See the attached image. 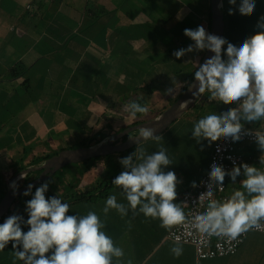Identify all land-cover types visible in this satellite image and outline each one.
<instances>
[{
	"label": "crops",
	"instance_id": "0c3cea01",
	"mask_svg": "<svg viewBox=\"0 0 264 264\" xmlns=\"http://www.w3.org/2000/svg\"><path fill=\"white\" fill-rule=\"evenodd\" d=\"M255 2L253 14L243 16L238 10L228 14L230 7L238 9L240 0L236 6L223 0V37L229 42L239 46L257 30L258 19L264 17V0ZM198 26L210 34V0H0V173L5 181L36 165L33 161L38 157L79 147L90 138L106 140L161 114L186 89L201 63L205 50H194L180 59L173 55L194 43L184 29ZM147 82L164 92H154L145 106L147 111L135 116L130 101ZM209 97L206 91L193 105L203 107L209 100L216 106L215 114L226 110L222 101ZM169 127L137 145L132 166L163 147L172 163L161 170L176 174L173 203L185 219L179 194L195 191L208 169L214 142L206 148L197 144V138L189 143L187 127ZM141 145L144 147L138 148ZM241 149L251 156L252 166L264 172L260 162L264 149L259 145ZM120 159H102L82 175L78 173L82 166L61 170L65 184L53 196L68 200L93 188L107 166L113 173L125 168ZM24 178L16 182L17 187ZM245 179L243 169L234 179H226L230 198L236 191L244 192L246 200L251 198L243 188ZM71 181L76 184L73 188ZM113 195L126 214L111 208L104 213L105 201ZM45 196L53 197L50 193ZM31 198L25 197L26 201ZM143 203L147 200L142 198L141 205L131 208L122 186L114 184L103 196L69 202L68 214L82 216L94 211L98 215L104 225L101 231L123 252L113 255L111 264H264V249L253 239V234L264 233L250 232L234 254L200 259L193 244L167 237L178 223L161 227L158 217H146L140 211ZM22 217L26 221L27 212ZM21 226L28 230L26 223ZM174 247L181 249L179 257L174 255ZM0 264H24L15 259L12 242L0 251Z\"/></svg>",
	"mask_w": 264,
	"mask_h": 264
},
{
	"label": "clouds",
	"instance_id": "9594fccd",
	"mask_svg": "<svg viewBox=\"0 0 264 264\" xmlns=\"http://www.w3.org/2000/svg\"><path fill=\"white\" fill-rule=\"evenodd\" d=\"M228 2L232 6L237 5V0ZM255 7V0H240L238 9L230 7L228 14L233 15L238 10L243 16H251ZM256 29L239 46L224 37L207 33L203 26L184 29V35L194 43L175 51L173 55L177 59L194 50L213 53L195 71V80L199 85L192 95L198 96L207 91L210 100L218 99L224 104L242 100L240 109L232 108L222 115L210 114L199 119L192 131V136L198 141L204 138L209 145L221 137H232L238 141L242 130L241 119L252 122L264 118V17L258 19ZM188 103L190 101L183 102L181 107H187ZM131 107L135 111H147L136 102ZM155 131V128L143 129L137 142L152 137ZM256 143L264 149V135H258ZM260 162L264 164V158ZM120 163L130 170L121 172L113 183L122 186L131 208L141 205L143 198L147 203L142 204L140 211L146 217H158L161 227L168 228L184 220L183 211L173 203L176 174L161 170L162 166L167 167L172 163L163 147L142 157V162L135 166H132V156L122 158ZM241 167L246 176L243 188L251 198L246 200L244 192L236 191L224 203L212 201L209 211L197 218V226L202 231L235 239L264 219V172L245 163L234 166L227 173L222 166L213 164L210 178L220 183L225 175L234 179L240 174ZM21 178H24V174ZM11 187L15 189L16 183L13 182ZM33 187L29 184L23 193L32 197L26 201L28 219L24 221L19 215H10L0 224V251L12 242L15 259L24 264H111L113 255H123L121 249L114 247L112 239L101 231L104 225L94 211L82 216L70 215L68 203L57 197L46 198L48 183L36 187L34 195ZM208 194L211 195V192ZM110 208L126 214L124 205L117 203L114 195L105 201L104 213ZM22 223L28 226L26 232L22 229ZM172 251L176 257L181 254L179 248L174 247Z\"/></svg>",
	"mask_w": 264,
	"mask_h": 264
},
{
	"label": "built area",
	"instance_id": "2783aa9c",
	"mask_svg": "<svg viewBox=\"0 0 264 264\" xmlns=\"http://www.w3.org/2000/svg\"><path fill=\"white\" fill-rule=\"evenodd\" d=\"M241 103L242 100L235 102L227 111L232 108L240 109ZM239 135L238 141H234L232 137H221L215 141L208 169L197 183L195 191L179 194L180 201L186 209V218L172 227L167 237L176 242L193 244L200 259L234 254L250 232L264 233V221L261 220L258 221V226H253L235 239L211 231H202L197 226V218L209 211V204L212 201L224 203L230 199L226 192V179L230 175H225L222 183L211 179L210 172L213 164L222 166L227 173H230L234 166H241L245 163L252 166L251 156L245 154L241 148L250 144L258 145L256 137L264 135V131L242 128ZM241 169L243 168L241 167ZM209 192L211 195L208 194Z\"/></svg>",
	"mask_w": 264,
	"mask_h": 264
},
{
	"label": "water",
	"instance_id": "95a60500",
	"mask_svg": "<svg viewBox=\"0 0 264 264\" xmlns=\"http://www.w3.org/2000/svg\"><path fill=\"white\" fill-rule=\"evenodd\" d=\"M221 4L222 7L220 6ZM210 10V34L223 37L225 29L223 0H210ZM212 55L213 53L205 50L200 65L203 64L205 60L210 58ZM198 85L199 82L196 81L194 77L188 87L178 96V98L155 118L126 127L123 130L111 135L106 140L99 141L95 144L62 149L55 155L44 159L42 162L32 167L21 170L19 173L15 174L8 181L6 191L0 200V219L8 214L14 201L17 198L23 196V193L27 190L29 184L34 185V187L32 188L34 189L37 185L46 181L57 171L63 169L68 165L82 163L93 158L107 156L114 153L125 152L151 138H144L137 142V137L140 136L141 131L145 128H155L156 131L153 136H156L163 132L182 114H184V112H186L193 104H195L202 96V94L198 96L192 95V93L197 90ZM185 101H190V103H188L187 107L182 108L181 104ZM36 171H39L38 176L27 182L25 185L18 186L15 189L11 187L13 182L16 183L17 181L22 179V174L26 176L28 173Z\"/></svg>",
	"mask_w": 264,
	"mask_h": 264
},
{
	"label": "trees",
	"instance_id": "16d2710c",
	"mask_svg": "<svg viewBox=\"0 0 264 264\" xmlns=\"http://www.w3.org/2000/svg\"><path fill=\"white\" fill-rule=\"evenodd\" d=\"M204 55V53H203ZM203 55L200 57L199 62L202 60ZM198 68V67H197ZM197 68L195 69V71L197 70ZM195 71L194 73L190 76V79L188 80V82L185 84L184 88H187L188 85L191 83V81L193 80V78L195 77ZM157 90H159L158 87L154 86L153 83L151 82H147L146 84H144L143 86H140V88L137 89V96H135L134 98L131 99L130 101V109L131 112L134 113L135 116H142L144 114V112H139V111H135L134 109H132L131 104L133 102H136L138 104H140L142 107L145 108V106L148 103V100L150 98V96L156 92ZM235 103V102H234ZM232 104H225L226 106V110L215 114V115H222L223 113H226L228 108L233 105ZM241 115H243V113L241 112ZM240 123L242 125V128H246V129H253V130H260V131H264V118H261L258 121H252L249 122L247 120L241 119ZM103 138L101 139H87L85 141H83L80 145L81 146H88V145H92L95 144L99 141H101ZM125 139V138H124ZM256 145V144H255ZM137 146L125 151V152H121V153H114V154H110L107 156H102V157H98V158H93L91 160L82 162V167L80 169V171L78 172L79 174H84L86 171H89L91 168H93L97 162L101 161L102 159H104V161L109 162L111 161L114 157L116 156H121V155H126V156H132V160H133V155L136 151ZM57 152L54 153H49L46 154L44 156L38 157L33 161V164H38L41 161H43L44 159H47L53 155H55ZM73 164L68 165L66 167H68V169L71 168ZM66 167H64V169L66 170ZM121 169V168H120ZM63 170V169H61ZM61 170L57 171L53 176H51L49 179H47L46 181L40 183L39 185H37L36 187H39L41 184L43 183H50L48 186L50 189H48V191L46 192L47 194L50 193L52 196L54 195V192L56 191L57 187L59 185H64L65 181H64V177L59 173ZM130 170V168H124L122 171H116V172H112L110 170V167L107 166V168L105 169V173L102 174V176L95 182V185L93 188L88 189L86 191L80 192V193H76L73 196H71V198H69L68 200H62V202L65 203H69L72 201H77V200H93L99 196H103L105 194H107L109 188H111L114 183V179L123 171H128ZM36 175L30 179V175L26 176L23 180H22V185H25L27 182H29L30 180H32L33 178H35L36 176H38L39 171L35 172ZM60 174V175H59ZM52 179H56L55 183H51ZM69 186L71 188L75 187V181H71L69 183ZM35 187V188H36ZM7 185H6V181L4 176L0 173V200L3 197L5 191H6ZM35 188L32 189V192H35ZM25 195L17 198L14 203L12 204L8 214H6L5 216H3L0 219V224H2L4 222V220L10 216V215H19V216H23L26 211V199H25ZM54 197V196H53ZM19 199H22L21 202H19L20 206L18 207V201ZM21 207V208H20ZM261 221H264V219H261ZM253 239H255V242H257V244L259 245L258 248L264 249V235L261 234H253ZM241 246V245H240ZM239 246V248H240ZM238 248V249H239Z\"/></svg>",
	"mask_w": 264,
	"mask_h": 264
},
{
	"label": "rangeland",
	"instance_id": "374dc122",
	"mask_svg": "<svg viewBox=\"0 0 264 264\" xmlns=\"http://www.w3.org/2000/svg\"><path fill=\"white\" fill-rule=\"evenodd\" d=\"M157 93L158 92H164V90H158L156 91ZM173 99V98H172ZM209 104V105H208ZM214 107H216L215 105H213ZM211 106L210 104V101L208 100L207 103L202 107H200L198 105V103L196 105H193V107H191L189 110L186 111V113L183 115V117H181L180 119H178L176 122H174L170 127H169V130L170 129H173L175 126L179 127L180 125H184L185 127H187L188 129L184 128V130H187L188 131V134L186 136V138L189 140L188 142H192L194 141V137L192 136V131H193V127L195 125V123L203 118L204 116L206 115H210V114H215V108ZM176 134V133H175ZM180 134H182V129L177 133V136H180ZM191 135V136H190ZM202 144L203 147L206 148V146L208 145V140L204 139V138H200L199 141L197 140V144ZM250 146H255V144H250ZM144 145H141L140 147L138 148H143ZM122 157H126V155H119V156H116V158L120 159ZM121 160V159H120ZM83 166L82 163H77V164H73L71 166V169H73L74 167L73 166ZM64 169V168H63ZM66 170H68V167H66ZM123 169L121 168L119 171H122ZM61 174V171L59 172ZM59 174V175H60ZM33 177L36 175L35 172H33L31 174ZM31 179V178H30ZM7 182L8 180L6 181V185H7ZM50 183H48L49 185ZM22 185V182H20L18 184V186H21ZM50 186V185H49ZM50 189V188H49ZM60 189H63V188H60ZM28 198V197H27ZM22 199H19L18 201V207L20 206L19 202H21Z\"/></svg>",
	"mask_w": 264,
	"mask_h": 264
}]
</instances>
